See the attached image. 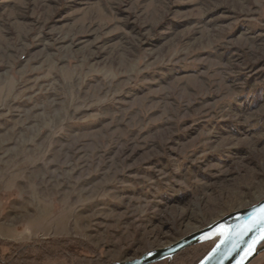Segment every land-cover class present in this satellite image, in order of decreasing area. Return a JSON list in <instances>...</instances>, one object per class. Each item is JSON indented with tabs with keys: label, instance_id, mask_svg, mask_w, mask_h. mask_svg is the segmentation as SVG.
I'll return each mask as SVG.
<instances>
[{
	"label": "rangeland",
	"instance_id": "rangeland-1",
	"mask_svg": "<svg viewBox=\"0 0 264 264\" xmlns=\"http://www.w3.org/2000/svg\"><path fill=\"white\" fill-rule=\"evenodd\" d=\"M263 198L264 0H0L1 264L129 262Z\"/></svg>",
	"mask_w": 264,
	"mask_h": 264
},
{
	"label": "water",
	"instance_id": "water-1",
	"mask_svg": "<svg viewBox=\"0 0 264 264\" xmlns=\"http://www.w3.org/2000/svg\"><path fill=\"white\" fill-rule=\"evenodd\" d=\"M262 210H264V198L250 207L227 214L164 249L149 251L138 259L115 264H152L162 261L186 247L209 241L208 236L212 234L219 235L218 239L212 243L210 250L196 264H238L248 245L264 233V212ZM262 242L257 243L255 252L244 261V264L264 250V247H259Z\"/></svg>",
	"mask_w": 264,
	"mask_h": 264
},
{
	"label": "trees",
	"instance_id": "trees-1",
	"mask_svg": "<svg viewBox=\"0 0 264 264\" xmlns=\"http://www.w3.org/2000/svg\"><path fill=\"white\" fill-rule=\"evenodd\" d=\"M205 244H207V243H203L202 245H205ZM43 247L45 249H47V246H43ZM209 250H210V247L206 248L205 251L195 260V262L193 264H196ZM51 255H53V253H51ZM51 255H48V256H51ZM57 256L64 258L63 254H57ZM23 258H25V259H23ZM23 258H21V260L19 261L20 264H29L28 262H30V264L31 263L32 264H43V258H41L39 256L34 257L33 255H31L29 257H23ZM13 260H16V257ZM32 260H34V262ZM2 264H12V263L5 261Z\"/></svg>",
	"mask_w": 264,
	"mask_h": 264
},
{
	"label": "snow or ice",
	"instance_id": "snow-or-ice-1",
	"mask_svg": "<svg viewBox=\"0 0 264 264\" xmlns=\"http://www.w3.org/2000/svg\"><path fill=\"white\" fill-rule=\"evenodd\" d=\"M262 212H264V210H262ZM262 241H264V233H261L256 240H254L251 244L248 245V248L245 251L244 256L241 258L240 261H238V264H244V261L249 257H251L255 252L257 243H260Z\"/></svg>",
	"mask_w": 264,
	"mask_h": 264
},
{
	"label": "bare ground",
	"instance_id": "bare-ground-1",
	"mask_svg": "<svg viewBox=\"0 0 264 264\" xmlns=\"http://www.w3.org/2000/svg\"><path fill=\"white\" fill-rule=\"evenodd\" d=\"M218 236L219 235H217V234H212V235H209L208 237L210 238V240L215 242L218 239Z\"/></svg>",
	"mask_w": 264,
	"mask_h": 264
},
{
	"label": "flooded vegetation",
	"instance_id": "flooded-vegetation-1",
	"mask_svg": "<svg viewBox=\"0 0 264 264\" xmlns=\"http://www.w3.org/2000/svg\"><path fill=\"white\" fill-rule=\"evenodd\" d=\"M262 245H264V241L261 243L260 247H261Z\"/></svg>",
	"mask_w": 264,
	"mask_h": 264
}]
</instances>
